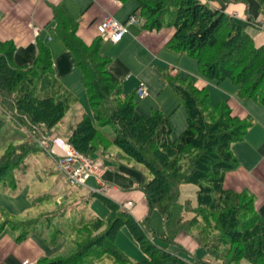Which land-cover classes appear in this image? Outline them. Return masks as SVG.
I'll use <instances>...</instances> for the list:
<instances>
[{"label": "trees", "instance_id": "obj_1", "mask_svg": "<svg viewBox=\"0 0 264 264\" xmlns=\"http://www.w3.org/2000/svg\"><path fill=\"white\" fill-rule=\"evenodd\" d=\"M134 1L133 13L142 19L143 28H174L166 42L168 48L193 57L204 76L216 80L230 78L239 86L242 99L264 104V43L256 45L246 30L252 23L250 14L247 22L242 23L225 12L224 7H213L208 1ZM255 1L264 15V0ZM51 10V28L81 72L92 116L99 125L82 113L68 135L61 138L91 158L97 152L110 155L111 147L116 146L120 151L114 159L143 164L149 177L144 175L137 187L145 195L149 212L157 210L164 219L171 216L181 187L195 184V204L189 198L184 201L176 218L178 231L203 246L217 264H241L242 260L264 264V224L255 209L254 197L223 186L224 175L239 165L232 145L244 138L252 123L250 116L235 115L225 100L212 105L204 87L191 81L186 85L173 81L178 73L172 75L173 79L162 73L164 81L177 92L186 113L185 128L176 138L171 137L166 113L152 109L144 115L137 110L135 91L123 92L121 80L109 71L111 60L100 53L101 37L97 35L86 44L77 35V18L61 5H52ZM35 50L33 60L20 66L14 61L15 44L0 40V107L27 118L31 128L51 131L78 98L55 76L50 47L36 39ZM3 122L0 117V130ZM105 125L112 127L113 138L101 130ZM31 151L34 147L28 142L6 146L0 155V184L16 186L14 170L26 168ZM98 196L108 206L107 216L82 218L70 226L69 233L61 226L55 228L49 242L56 244L69 234L74 236L71 242L75 248L65 257H44L36 264H105L104 257L110 259L108 264H189L167 245L155 243L154 232L147 224L110 199ZM186 212L192 215L186 217ZM2 213L5 217L0 222V233L5 225L13 229L22 227ZM121 226L128 228L146 258L132 260L116 245L115 234ZM29 231L23 228L17 240ZM162 239L172 242L166 236Z\"/></svg>", "mask_w": 264, "mask_h": 264}, {"label": "rangeland", "instance_id": "obj_2", "mask_svg": "<svg viewBox=\"0 0 264 264\" xmlns=\"http://www.w3.org/2000/svg\"><path fill=\"white\" fill-rule=\"evenodd\" d=\"M201 1L207 2L206 0ZM128 3L134 4L135 1L126 0V4ZM138 22L142 25V19H139ZM52 34L59 39L56 34ZM100 53L111 60L110 64L117 62L127 72L124 83L122 82L124 93L131 92L132 88L140 81L147 84L150 90L149 96L144 99L135 97L137 110L144 115L150 114L152 109H160L166 113L171 123V137L173 138H176L186 126V113L177 92L162 77V73H166L172 78L170 75L172 68H175L176 73H178L177 78H172L173 81L179 85H186L191 81L199 87H204L209 94L211 104L214 106L224 100L228 104L230 101H239V103L243 102L244 104L247 102L256 103L253 99H242L239 96V86L230 78L216 80L204 76L198 69L197 61L193 57L167 46L160 53H152L153 58H151L150 55L143 52L137 43L117 47L103 40L100 45ZM74 71L66 78V82L62 83L65 86L66 84L71 86V89L68 88L77 96L78 101L71 106L63 121L54 126L51 131H39L31 128L27 118L19 116L15 110L10 112L8 109L3 108V110L0 107V117L4 121L0 130V155L10 143L28 142L34 147V151L29 152L26 158V168L22 171L14 170L16 186L12 187L9 183L0 184V210L6 214V218L12 220L17 226H22L17 230L12 229L10 225H6L5 228L16 230L17 235L23 231V228H28L31 235L41 237L38 232L48 235L59 226L69 233L71 225L75 226L76 222L82 218L90 219L94 216L105 218L109 212L108 206L101 200L99 194H93L98 193L99 190L95 176H91L85 182V187L71 186L48 154V150L43 147L45 143L42 142V139L52 135L57 136V132L63 138L66 137L69 128L74 126V120H76L77 112L75 109L79 110V113L89 115L93 123L99 126L92 116L82 83L81 72L78 68H75ZM100 128L110 138H113L114 133L110 125ZM119 151L116 146H112L110 155L97 152L93 158L99 159L105 167L106 161H109L108 159L115 160L114 156ZM120 161L124 164L137 165L149 177L143 164L133 160ZM196 190L195 184H184L181 187L178 200L172 205V214L169 218L164 219L157 210H152L141 222L147 224L154 232L152 240L155 243L167 245L168 249L178 254L187 263L217 264L203 246H199L191 236L181 234L176 225V218L182 212L184 201L189 198L195 204ZM65 196L71 198L68 203L61 202ZM184 215L188 217L192 213L186 212ZM4 217H2L1 222ZM44 235L42 234V238H45ZM162 236H166L172 242L163 241ZM73 237L65 234L56 244L49 246L50 243L49 249L60 254L47 257V259L65 257L75 248V244L71 242ZM115 243L132 260L146 258L126 226H121L117 230ZM195 246L197 247L195 248ZM109 262L110 259L104 257V263L108 264ZM241 264L249 263L242 260Z\"/></svg>", "mask_w": 264, "mask_h": 264}, {"label": "crops", "instance_id": "obj_3", "mask_svg": "<svg viewBox=\"0 0 264 264\" xmlns=\"http://www.w3.org/2000/svg\"><path fill=\"white\" fill-rule=\"evenodd\" d=\"M206 1L213 7H224L225 12L242 23L247 22L246 17L250 14L252 23L246 26V30L256 45L264 43V15L259 11L255 0ZM52 5H61L71 16L79 20L77 35L86 44H90L98 35L97 25L106 14H111L119 21H125L136 8V3L126 4V1L117 0H0V40H10L15 44V63L20 66L30 63L36 52V39H41L51 49L55 76L64 83L77 67L74 65L70 52L52 34H55L51 28L53 25ZM173 32V27L148 30L137 22L128 26L127 32L120 41L108 42L117 47L137 43L145 54L153 58L152 53H160L166 48V42ZM109 71L121 82L126 78L127 72L117 62L109 64ZM176 71L172 68L170 74L174 75ZM66 86L71 89L69 84ZM229 105L235 115L250 116L252 123L244 138L232 145L239 165L224 175L223 186L227 190L246 191L251 194L254 197V206L259 219L264 224V105L250 102L244 104L239 101H230ZM75 111L77 113L74 126L82 115L79 110L75 109ZM57 134L62 137L59 132ZM108 160L105 167L103 164L101 179L106 184V189L102 196L117 205L127 200L133 201V206L127 211L137 220H144L149 209L143 191L137 187V182L141 181L145 175L144 171L137 165L124 164L118 159ZM70 199L65 196L61 202L68 203ZM3 216L0 210V222ZM5 226L2 229L3 232L0 233V264H21L24 259L38 260L60 254L48 247L52 231L48 235L38 232L41 237L33 236L29 231L22 240H17L21 233L17 235V229L9 230ZM42 234L45 238H42ZM51 245L54 244L49 246Z\"/></svg>", "mask_w": 264, "mask_h": 264}, {"label": "built area", "instance_id": "obj_4", "mask_svg": "<svg viewBox=\"0 0 264 264\" xmlns=\"http://www.w3.org/2000/svg\"><path fill=\"white\" fill-rule=\"evenodd\" d=\"M138 18L139 16L133 13L125 21H119L111 14H106L97 25L98 35L102 40L117 43L127 32L128 26L138 22ZM134 91L138 99H144L149 95V87L143 81L138 82ZM42 142L45 143L44 149L48 150V154L71 186L84 187L85 182L91 176H95L99 184V190L96 193L104 194L106 184L101 179L103 164L99 159L85 156L67 140L59 136L52 135L42 139ZM133 204V201L127 200L120 203L119 207L127 210ZM21 264H36V260L24 259Z\"/></svg>", "mask_w": 264, "mask_h": 264}]
</instances>
